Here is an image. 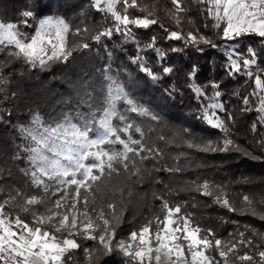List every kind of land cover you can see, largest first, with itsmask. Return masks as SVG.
<instances>
[{
	"label": "snow or ice",
	"instance_id": "obj_1",
	"mask_svg": "<svg viewBox=\"0 0 264 264\" xmlns=\"http://www.w3.org/2000/svg\"><path fill=\"white\" fill-rule=\"evenodd\" d=\"M171 3L174 6V11L170 10L173 20L179 26L182 22L180 14L191 10L188 0H171ZM192 3L204 6L206 19L213 21L211 27L220 40L226 44L237 42L226 48V69L230 76L242 74L254 79L255 88L250 95L258 101V120L264 125V68L258 66L260 54L264 52V0H192ZM52 4L53 0H32L20 13L21 19L0 22V52L6 53L5 59L0 61V86H3L0 92L9 84L2 69L13 61L21 62L31 70H44L53 63L67 65L74 52L90 49L86 40L70 43V33L80 37L90 34L91 40L101 43L102 38H111L113 31L131 39L129 26L147 29L159 23L158 19L149 18L152 13L143 17L129 16V8L138 7L137 0H131V3L129 0H96L97 10L111 15L113 27L82 29L73 26L65 15H46ZM119 4L123 5L122 11L117 9ZM29 27L34 29L31 35L23 30ZM207 27L209 25L205 24ZM164 30L168 39L183 40L199 51H203L198 47L200 44L219 47L199 28L186 35L182 31ZM253 35L260 38L262 47L257 49L249 45L245 52L238 51V42ZM155 41L153 36L145 47L163 59L166 54L156 48ZM111 55L108 51V60ZM137 62L153 80L159 78L146 66V58L139 52L133 58V63ZM196 71L193 65L188 73L189 80L195 78ZM172 72L171 67L163 68L164 74ZM68 86L70 95L76 97L74 106L61 110L59 115L55 112L42 114L37 108H30L28 119L13 125L18 139L8 161L0 163V180L5 178L6 170L8 177L12 176L11 169H6L9 161H23L25 166L19 171L26 187L13 188L0 202V264H71L72 253L81 247L77 236L98 239L99 249H84L89 264L93 259L99 260L95 255L97 251L107 255L114 247L135 264H229L230 256L241 264H264V250L258 251L259 260L247 252L239 255L240 246L258 247L251 239H245L244 232H238L236 236L229 233L233 239L223 241L213 229H202L194 224L191 213L182 214L179 203L170 205L163 197H157L161 200L163 218L153 217L138 231H132L128 242L120 240L113 245L115 228L106 218L103 206L97 203L102 187L109 184L113 176L124 175L132 180L151 176L153 171L183 173L184 167L175 162L162 169L157 167L167 155L166 147L177 139L188 149L202 153H224L233 148L239 151L229 134V121L233 118L220 100L222 92L218 83H209L213 89L211 96L200 85L189 84L194 96L207 99L206 104L202 103L201 118L209 127L224 134L217 140L197 138L187 128L174 131L172 135L158 133L159 129L167 127L164 117L137 101L108 62L93 70H82L68 80ZM165 91L172 96L175 89ZM10 95L17 98L18 91ZM242 102L248 106L249 96L243 97ZM4 115L9 117L7 123L11 124L12 113L7 111ZM140 117L147 118L150 123L137 119ZM4 122L0 116V123ZM256 127L254 123L253 131ZM257 144L264 148V136ZM243 154L253 160L261 158L247 150ZM180 156L187 158L186 153ZM147 161L153 162L151 169L146 166ZM214 189H218L219 194L214 195ZM223 189V185L208 180L199 182L197 178L186 182V188L182 190H195L201 196L213 197L214 203L229 211H237ZM17 198L23 200L21 208L24 212L31 211V223L6 212V207ZM243 201L246 207L240 209L242 213L258 215L248 195L243 196ZM36 206L43 207L44 211L35 210ZM108 208L114 209L115 205L108 204ZM260 218L264 219V215ZM134 242H138V246L134 247Z\"/></svg>",
	"mask_w": 264,
	"mask_h": 264
},
{
	"label": "trees",
	"instance_id": "obj_2",
	"mask_svg": "<svg viewBox=\"0 0 264 264\" xmlns=\"http://www.w3.org/2000/svg\"><path fill=\"white\" fill-rule=\"evenodd\" d=\"M31 2L32 0H0V21L12 22L21 19L20 13L25 9L26 4ZM188 4L191 10L180 14L182 22L177 26L171 14V11H174L171 0H137L138 7L129 8V16L143 17L152 13L149 18H156L159 23L150 25L147 29L129 26L133 38L126 39L123 34L113 31L111 38H102V42L97 43L91 40L90 34L80 37L70 33V43L86 40L90 44V49L74 52L73 58L67 65L53 63L44 70H31L21 62L13 61L11 65L2 69L9 84L4 87L3 92H0V116H3L5 121L0 123V163L8 161L9 155L14 151L18 134L13 125L25 122L30 108H37L42 114L55 112L59 115L61 110L75 105L76 97L70 95L68 80L82 70H93L106 62L110 63L115 74L129 86L135 99L164 117L167 127H162L158 133L172 135L174 131L187 128L197 138L212 140L221 139L224 134L209 127L201 118L202 103L206 104L208 101L206 98L194 96L189 84L200 85L207 95L211 96L213 89L208 85L210 82H216L220 85L219 91L222 92L220 100L233 118L229 121V134L240 150L233 148L224 153H202L188 149L180 139H177L174 144L166 147L167 155L159 161L157 167L162 169L165 165L175 162L184 167L183 173L153 171L151 176H144L142 179L134 177L132 180H128L124 175L113 176L111 182L102 187L97 203L103 206L106 218L115 228L113 245L120 240L128 242L129 234L138 231L153 217L163 218L161 200L157 198L163 197L170 205L179 203L182 206V214L191 213L194 224H198L202 229H213L217 237L223 241H230L238 232H244L245 239H251L258 247L240 246L239 255L247 252L259 260L258 251L264 250V219L260 218V215H264V148L259 147L257 141L264 136V125L258 120L259 113L256 111L258 101L250 95L255 88L254 79L242 74L234 76L228 74L226 48L228 45L235 46L237 42L226 44L220 40L211 27L213 21L206 19L204 6L192 3V0H188ZM117 9L122 11L123 5H117ZM49 13L65 15L73 26L82 29L96 26L113 27L111 15L97 10L93 0H59V2L53 0L52 7L46 15ZM205 24L209 27L205 28ZM165 28L169 32L182 31L185 35L199 28L219 47L200 44L198 47L203 51H199L196 46L186 45L183 40L168 39ZM23 30L31 35L34 29L29 27ZM153 36L156 37V48L162 49L166 54L163 59L157 57L154 50L145 47ZM238 45L240 52H245L249 45L257 49L262 47L260 38L254 35L243 37ZM173 49L177 50L173 51ZM108 51L112 53L110 60L107 57ZM138 52L140 56L146 58V66L159 77L158 79L153 80L143 72L139 62L133 63V58ZM5 55V52H0V61L5 59ZM260 55L258 66L264 68V52ZM193 65L197 69L196 75L193 80H189L188 73ZM164 67H171L173 72L164 74ZM253 71H257L255 66ZM170 88L175 89L172 96L165 91ZM13 91H18L17 98L10 95ZM5 92L8 95H5ZM245 96H249L250 99L248 106L242 102ZM246 107L249 110H243ZM7 111L12 113L11 124L7 123L9 117L4 115ZM220 115L223 117L225 113ZM137 119L150 123L144 117ZM254 123L257 125L255 131L252 128ZM244 150L261 158L253 160L243 154ZM181 153H186L187 158L180 156ZM177 156L180 158L174 161L172 158ZM145 163L148 168H152V161ZM24 166L23 161L7 163L6 169H11L12 176L8 177L6 170L5 178L0 180V188H3L0 192V202L7 198L13 188L26 187L19 171ZM197 178L199 182L208 180L223 185L224 192L237 211H229L214 203L213 197L201 196L195 190H182L186 188V182ZM157 180L160 182L157 183ZM216 194H219L218 189H214V195ZM244 195L250 197L258 215L253 216L240 211L241 208L246 207L243 201ZM22 204L23 200L17 198L6 207V212L11 213L12 217L18 215L31 223V211L24 212L21 208ZM108 204H114L115 208L109 209ZM35 210L43 212L44 208L36 206ZM153 227L155 228V225ZM96 235L98 237L99 231ZM75 238L81 247L72 253L71 264H89L84 249H99L98 239L89 240L84 236ZM95 255L99 256V260L93 259L91 264H135L115 247L110 254L102 255L97 251ZM229 264H241V261L230 256ZM243 264H252V262H243Z\"/></svg>",
	"mask_w": 264,
	"mask_h": 264
},
{
	"label": "rangeland",
	"instance_id": "obj_3",
	"mask_svg": "<svg viewBox=\"0 0 264 264\" xmlns=\"http://www.w3.org/2000/svg\"><path fill=\"white\" fill-rule=\"evenodd\" d=\"M94 1V4H96V0H93ZM103 6V5H102ZM1 22V21H0ZM7 23V22H5ZM138 246V242H134V247Z\"/></svg>",
	"mask_w": 264,
	"mask_h": 264
}]
</instances>
